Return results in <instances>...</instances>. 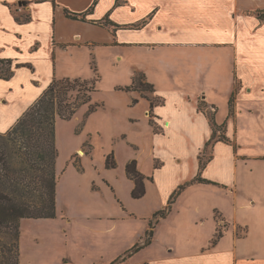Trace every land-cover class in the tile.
I'll return each mask as SVG.
<instances>
[{
    "label": "crops",
    "instance_id": "crops-1",
    "mask_svg": "<svg viewBox=\"0 0 264 264\" xmlns=\"http://www.w3.org/2000/svg\"><path fill=\"white\" fill-rule=\"evenodd\" d=\"M95 1L0 0V60H11L14 72L9 81L0 79L1 134L14 128L54 79L91 81L96 78L95 68L98 72L101 65L123 79L115 81L118 88L131 86L137 75H144L161 103L153 108L142 95L130 91L131 100L123 104L127 107L126 122L131 126L136 117L140 122L151 114L161 123L164 134L179 116L180 124L191 127L200 124L199 116L205 118L213 134L210 114L216 125L228 121L229 132H239L240 113L252 111L241 106L243 100L264 103V19L259 17L264 12V0H99L95 10L88 13ZM66 11L82 17L68 18ZM107 18L123 28L99 24ZM144 21L141 28L127 27ZM99 56L104 58L103 64ZM15 93L28 100H15ZM135 99L138 102L130 105ZM166 105L169 109L164 112L157 110ZM101 106L90 114L89 105L81 106L85 107L83 119L85 115L89 120L100 117L115 123L117 105L109 115L102 112L105 106ZM141 106L144 116L139 112ZM173 110L179 116H174ZM120 139L121 149L107 152L99 167L93 164V147L89 143L76 149L58 177L56 217L21 221L20 264H264V254L260 253L264 226L231 222L218 208L212 213L216 222L209 236L210 246L203 245L199 254L175 256L155 247L161 243L160 230L172 239L191 233L196 243L200 242L189 222L183 224V233L175 224H164L174 212L183 210L189 219L201 210L178 206L183 190L171 195L166 217L154 219L143 239L140 225L128 221L135 217L128 207L147 195L148 188L156 183L157 170H162L165 162L153 153L154 171L143 173L141 136L130 139L124 134ZM218 146L221 144L215 146L214 159ZM237 148L240 146L236 151ZM237 154L238 151L231 163L236 169L240 160ZM108 156L116 162L115 167L107 166ZM197 159L201 160L200 154ZM133 161L145 177L146 194L140 199L133 197L135 181L127 174V165ZM213 161L202 170L198 167L201 179L211 181L203 175ZM253 161L264 163V159ZM58 166L57 162V176ZM92 168L94 175L89 174ZM259 173L264 176V168ZM216 213L229 222L223 232ZM238 227L246 229L244 237L237 235ZM218 232L221 236L217 239ZM248 240L259 245L251 254L242 249ZM119 260L123 262L117 263Z\"/></svg>",
    "mask_w": 264,
    "mask_h": 264
},
{
    "label": "rangeland",
    "instance_id": "rangeland-1",
    "mask_svg": "<svg viewBox=\"0 0 264 264\" xmlns=\"http://www.w3.org/2000/svg\"><path fill=\"white\" fill-rule=\"evenodd\" d=\"M14 13L16 16L19 15L16 10ZM36 13H39L38 9ZM24 16H27V14ZM129 28L135 27L130 26ZM99 61L103 64L104 58L99 56ZM98 74L100 80L96 83V92L93 95L92 104L104 105L102 112L108 115L111 113L110 109L117 105L118 112L115 113L117 121L108 123V120L100 117L89 120V117L86 118L85 115L83 119L85 107L78 108L77 114L71 120L63 121L57 118L58 177H60L62 169L79 147L82 148L89 143L93 147V164L99 167L100 160L107 152L121 149L123 146V140L120 139L121 135H129L130 139H137V137L141 136L143 147L141 166L143 173L149 174L154 171L153 153L162 157L165 162L163 169L157 170L156 183L148 188L147 195L141 200L132 202V206L128 207L129 213L135 215V217L129 218L128 221L136 223L137 227L140 225L143 239L144 232L148 225H153L154 219L160 221V219L166 217L167 203H170L171 195H174L180 189V192L182 190L183 192L181 194L182 200L178 206L185 207L188 210L200 207L201 210L195 216L191 215L192 217L189 219L185 216L183 210L174 212L171 220L164 221V224L169 227H173L172 224H175L183 233V224H188L189 222L192 227L191 230L200 236L201 239L199 243H196V240L191 237V233V235L183 234V237L179 234L177 238L172 239L165 230H160L158 239L161 243H156L155 247L166 250L168 253L175 256L196 255L202 252L203 245L210 246L208 245L209 236L214 228L213 223L216 222L212 218L214 208L226 213L231 222L237 221V223L248 227L264 226V176L259 173L264 168V163L253 161L264 159L263 102L243 100L241 106L246 110L252 111L240 113L239 132H229L228 121L216 125L215 117L211 114L208 118L211 121L213 134L210 125L206 126V119L201 116H199L198 121L200 124L195 127H191L192 125L186 126L179 123L181 121L178 119L181 118L177 114V110H173L174 116L179 117L174 118L173 127H168L164 134L161 131V123L158 124L151 114H147L148 121L142 118L140 122H137L136 117V123L132 122L131 126L128 125L126 122L128 116L127 107L124 108L123 104L125 102L127 104L131 100L130 91L125 90L124 87L118 88L114 86L115 81L119 77L116 71L113 72L101 65V69L98 68ZM137 76L139 81L141 78L142 82L146 83L143 74ZM119 80L123 81L121 77H119ZM144 87V91H133H136L138 96L142 95L143 98L148 100L149 102L147 103L151 104V107L161 103L155 92L147 86ZM14 95L15 100L20 102L28 100L26 96L22 97L16 93ZM137 102L138 100L135 99L130 105H134ZM201 103L203 102L201 101ZM233 105L232 109L235 106ZM139 109L140 114L144 116V108L141 106ZM167 109H169V105L159 107L157 110L164 112ZM212 111L214 112V110ZM130 118H133V114L132 117L130 115ZM82 122L80 131L77 133L78 125ZM236 136L238 141H236ZM207 137L211 139H208V141ZM218 143L221 146L216 148L218 156L214 159L215 146ZM238 146L240 148L239 150L237 148V156L240 160L237 161L236 169L231 163L235 160L234 155L237 153L236 147ZM200 150L203 151L200 152ZM199 154L203 164H209L214 159L205 171V175H203L211 180H207L210 183L197 181L201 177L198 172L201 169V161L197 159ZM92 170V173L89 174H96L94 172L95 169L92 168ZM253 172L258 175L252 176ZM249 204L251 207H246ZM154 212L156 213L154 214ZM216 218L218 219L219 229L223 232L229 222L218 213L215 214ZM149 231L153 233V230ZM150 232L147 235L151 238L153 235ZM245 232L246 229L244 227H238V236L244 237ZM125 241V246H127L128 241ZM252 243H254V240H248L242 244V249L245 253L251 254L259 246ZM260 246L262 247L260 253L264 254V243Z\"/></svg>",
    "mask_w": 264,
    "mask_h": 264
},
{
    "label": "trees",
    "instance_id": "trees-1",
    "mask_svg": "<svg viewBox=\"0 0 264 264\" xmlns=\"http://www.w3.org/2000/svg\"><path fill=\"white\" fill-rule=\"evenodd\" d=\"M98 3L99 0H96L88 13L93 12ZM66 15L71 19L82 17V14L70 11H66ZM259 17L264 19V12L261 11ZM99 24L115 25L108 18ZM145 24L146 21L131 27L141 28ZM115 27L123 28L118 25ZM95 73L96 78L91 81L54 79L43 95L19 118L14 128L7 133H0V264H20L23 219H54L57 215L56 166L59 151L56 121L57 118L72 119L78 108L84 105H89V114L102 107L98 103L92 104L96 83L100 80L96 68ZM13 75L12 61L0 60V79L9 81ZM144 86L154 91L151 84L143 83L141 78L139 81L136 76L133 84L125 90L144 91ZM233 102L234 94L230 100L231 107ZM205 165L201 161V170ZM107 166H116L111 156L107 158ZM127 174L135 181L133 197L140 199L145 196V177L137 170L135 161L127 165ZM197 181L210 183L200 177ZM220 236L218 232L217 239Z\"/></svg>",
    "mask_w": 264,
    "mask_h": 264
}]
</instances>
